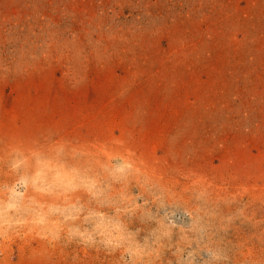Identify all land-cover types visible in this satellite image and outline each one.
Here are the masks:
<instances>
[{
  "label": "rangeland",
  "instance_id": "1",
  "mask_svg": "<svg viewBox=\"0 0 264 264\" xmlns=\"http://www.w3.org/2000/svg\"><path fill=\"white\" fill-rule=\"evenodd\" d=\"M0 264H264V0H0Z\"/></svg>",
  "mask_w": 264,
  "mask_h": 264
},
{
  "label": "clouds",
  "instance_id": "2",
  "mask_svg": "<svg viewBox=\"0 0 264 264\" xmlns=\"http://www.w3.org/2000/svg\"><path fill=\"white\" fill-rule=\"evenodd\" d=\"M14 207V205H9V208L11 209V208H13Z\"/></svg>",
  "mask_w": 264,
  "mask_h": 264
}]
</instances>
